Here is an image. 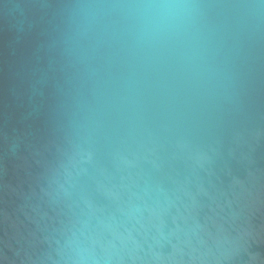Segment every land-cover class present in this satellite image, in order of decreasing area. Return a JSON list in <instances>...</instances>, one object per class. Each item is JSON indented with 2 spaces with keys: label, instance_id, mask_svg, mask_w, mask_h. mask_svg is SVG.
<instances>
[{
  "label": "water",
  "instance_id": "obj_1",
  "mask_svg": "<svg viewBox=\"0 0 264 264\" xmlns=\"http://www.w3.org/2000/svg\"><path fill=\"white\" fill-rule=\"evenodd\" d=\"M0 264H264V0H0Z\"/></svg>",
  "mask_w": 264,
  "mask_h": 264
}]
</instances>
